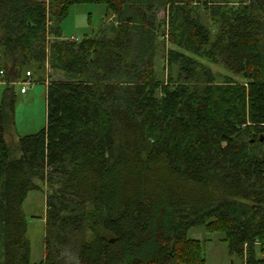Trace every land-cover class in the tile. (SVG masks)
<instances>
[{"label":"trees","instance_id":"1","mask_svg":"<svg viewBox=\"0 0 264 264\" xmlns=\"http://www.w3.org/2000/svg\"><path fill=\"white\" fill-rule=\"evenodd\" d=\"M78 3L108 16L77 40L61 25ZM29 68L45 125L8 144ZM0 81V264H32L31 190L46 195L34 264H204L194 226L264 264V0H0Z\"/></svg>","mask_w":264,"mask_h":264},{"label":"rangeland","instance_id":"2","mask_svg":"<svg viewBox=\"0 0 264 264\" xmlns=\"http://www.w3.org/2000/svg\"><path fill=\"white\" fill-rule=\"evenodd\" d=\"M204 1V0H201ZM201 10V11H200ZM202 22L213 29L216 26L215 19L208 13L200 9ZM164 7L158 8L156 19L162 20L166 15ZM105 8L102 4L78 3L70 6L67 16L62 22V32L66 38L80 39L85 33H92L106 20ZM110 21V19H109ZM112 21V20H111ZM166 46H159L156 53L155 68L159 79L165 80L167 71L164 68V52ZM206 62L216 75V80L221 81L224 75L228 74L222 67ZM164 68V69H163ZM31 73L27 76L30 81L18 82L13 85L16 102L14 117L6 122L5 138L8 144L17 142L19 137L32 134L40 130L45 125V86L43 83H36L34 80L39 75V71L29 68ZM41 74V73H40ZM54 78H58L53 76ZM239 81L241 78H237ZM6 86L4 81H0V101L3 90ZM25 86L26 92H20V88ZM45 191L31 190L23 201V211L27 221V237L30 243V261L32 264L41 261L44 257V217H45ZM187 235L189 238L197 239L201 243L204 264H243V259L230 255L226 243L221 239L222 233L208 232L204 226L191 227Z\"/></svg>","mask_w":264,"mask_h":264},{"label":"built area","instance_id":"3","mask_svg":"<svg viewBox=\"0 0 264 264\" xmlns=\"http://www.w3.org/2000/svg\"><path fill=\"white\" fill-rule=\"evenodd\" d=\"M71 39H75V38L72 37ZM26 73H27V75L30 74L28 71H27ZM25 91H26L25 86H22V87L20 88V92L23 93V92H25Z\"/></svg>","mask_w":264,"mask_h":264},{"label":"crops","instance_id":"4","mask_svg":"<svg viewBox=\"0 0 264 264\" xmlns=\"http://www.w3.org/2000/svg\"><path fill=\"white\" fill-rule=\"evenodd\" d=\"M26 92V91H25ZM24 93V92H23Z\"/></svg>","mask_w":264,"mask_h":264}]
</instances>
